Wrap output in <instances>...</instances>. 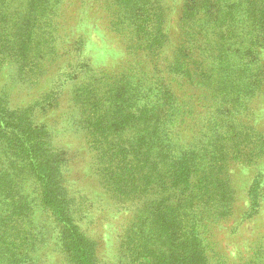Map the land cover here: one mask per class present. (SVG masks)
I'll list each match as a JSON object with an SVG mask.
<instances>
[{
    "label": "rangeland",
    "instance_id": "obj_1",
    "mask_svg": "<svg viewBox=\"0 0 264 264\" xmlns=\"http://www.w3.org/2000/svg\"><path fill=\"white\" fill-rule=\"evenodd\" d=\"M55 2L0 0V112L22 115L33 132L40 131L48 149L45 159L58 171L45 195L28 151L18 144L26 141L20 131L31 127L0 125V264H86V259L89 264H137L145 256L154 264H176V227L167 231L163 226L154 191L125 198L109 188L105 160L96 150V92L103 93L102 82L111 81L107 73L132 63L131 39L123 34L129 30L145 29L142 44L152 33L163 34L157 78L174 90L180 88L173 81L179 75L169 66L176 49L188 44L186 27L199 33L203 47L208 36L221 33L228 35L230 51L244 53L248 1L61 0L53 13ZM254 2L264 16V0ZM118 3L135 19L124 32L115 24ZM211 4L218 20L208 26L205 7ZM253 28L263 39L264 24ZM55 33L57 52L43 70L35 69L30 50L46 49L44 38ZM123 125L117 138L127 132ZM241 129L243 137L252 135L249 140H264V94L254 97L252 111L241 116ZM151 163L154 169L161 166L154 157ZM227 171L231 214L213 222L210 232L229 260L238 261L251 253L255 241H264V154L250 164L232 159ZM72 233L81 239L79 249L71 244Z\"/></svg>",
    "mask_w": 264,
    "mask_h": 264
},
{
    "label": "trees",
    "instance_id": "obj_2",
    "mask_svg": "<svg viewBox=\"0 0 264 264\" xmlns=\"http://www.w3.org/2000/svg\"><path fill=\"white\" fill-rule=\"evenodd\" d=\"M55 1L53 13L61 2ZM246 1L250 31L243 37L245 47L249 46L244 53L230 51L228 35L221 33L213 39L208 36V46L203 47L197 42L199 33L191 25L186 27L188 44L176 49L169 66L179 75L173 81L180 88L174 90L157 78L156 58L162 54L163 34L152 33L142 44L145 29L129 30L123 34L131 39L132 63L113 75L107 73L111 81L102 82L103 93L96 92V150L105 160L109 188L125 198L154 191L163 226L167 231L176 227V264H264V241H255L246 258L231 261L210 232L213 222L231 214L233 187L227 164L232 159L250 164L264 154V140H249L252 135L243 137L241 129V116L252 111L254 97L264 94V37H255L257 29L253 28L264 24V16L255 0ZM213 6L205 7V25L218 20ZM118 7L115 24L124 32L135 19L124 14L126 5L118 3ZM44 39L46 49L29 53L33 67L39 70L57 52V34ZM52 43L55 49L49 48ZM5 114L0 112V125L18 130L31 127L22 115L14 113L11 118ZM121 123L127 132H120L117 138ZM34 130L20 131L26 141L18 144L28 151L33 172L43 181L47 195L58 171L54 162L45 159L48 149L40 131ZM152 157L162 167L154 169ZM70 237L79 249L81 239L75 233ZM134 253L138 258L141 255L138 250ZM149 259L145 256L137 264H154Z\"/></svg>",
    "mask_w": 264,
    "mask_h": 264
}]
</instances>
